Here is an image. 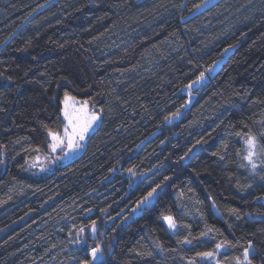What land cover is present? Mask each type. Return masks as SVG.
Instances as JSON below:
<instances>
[{
	"label": "trees",
	"instance_id": "1",
	"mask_svg": "<svg viewBox=\"0 0 264 264\" xmlns=\"http://www.w3.org/2000/svg\"><path fill=\"white\" fill-rule=\"evenodd\" d=\"M205 1L0 0V264H264V0Z\"/></svg>",
	"mask_w": 264,
	"mask_h": 264
},
{
	"label": "rangeland",
	"instance_id": "2",
	"mask_svg": "<svg viewBox=\"0 0 264 264\" xmlns=\"http://www.w3.org/2000/svg\"><path fill=\"white\" fill-rule=\"evenodd\" d=\"M214 1L216 0H206L204 4L198 10L212 4ZM230 51L231 50L227 49L223 52V58L219 59L212 66L211 68L212 73L218 70V68L220 67L222 62L225 60V58L227 57ZM203 81H204V78H200L196 82L192 83L191 86H189L187 89H185V92H188L194 86L202 84ZM189 101H190V98L188 100V103ZM188 103L186 104L187 106H188ZM68 105H69L68 110L70 112L83 110L85 119H90L93 115L96 117V119L91 121L90 127L88 128L87 132L84 134L83 139H80L78 136L75 138V144L77 146L74 148H69L67 146V139L65 137V131H64L65 127L68 125V121L65 119L63 115L64 127L60 133H56V134H59L62 138H64V143L59 144L54 149L53 145L56 144V141H54L52 137L49 135V142H48L46 150L43 152L37 153L31 159V161L27 163L28 165L27 167L30 169L31 172H33L36 175H47L51 173L56 167L66 163L69 160H72L77 155H79V153L82 151L84 147L85 139L94 130L98 122L97 116L93 112L88 110V108L74 104L71 101H68ZM64 108H65V104H64ZM63 112H64V109H63ZM69 131H71L70 128H69ZM166 224L169 230H173L174 227L170 228L167 221H166Z\"/></svg>",
	"mask_w": 264,
	"mask_h": 264
},
{
	"label": "snow or ice",
	"instance_id": "3",
	"mask_svg": "<svg viewBox=\"0 0 264 264\" xmlns=\"http://www.w3.org/2000/svg\"><path fill=\"white\" fill-rule=\"evenodd\" d=\"M201 76H203V73L201 74ZM69 99L73 101L75 100L74 97L70 98L68 97L67 93H65V108H64L63 115L65 119L68 121V125L65 127L64 131H65V137L67 139V146L69 148H74L77 146L75 144V138L78 136L80 139H83L84 134L87 132L88 128L90 127L91 121L95 120L96 117L93 115L90 119H85L83 110L70 112L68 110L69 109V105H68ZM86 103L87 102H85V104ZM69 128L71 129V131H69ZM49 135L52 137L54 141H56V144L53 145L54 149L59 144L64 143V138H62L59 134L49 132ZM246 144H247V155L245 156V159L252 166V168L255 169L256 164L254 161V157L257 156L256 138L251 135L248 136L246 140ZM153 191H155V189ZM148 195L150 197L152 196V193H149ZM164 219L168 222V225L170 228L175 227V223L171 216L164 217ZM220 247L221 245H217V249H219ZM98 253H99L98 248H93L91 250V255L94 260L97 259ZM200 255L204 257H212L215 255V253L205 252V253H201ZM243 256H244V261L247 262V264H251V261L249 259V252L247 249L244 251ZM237 260H238V264H241V262L239 261V258H237Z\"/></svg>",
	"mask_w": 264,
	"mask_h": 264
}]
</instances>
